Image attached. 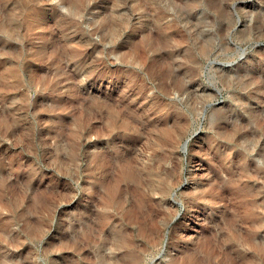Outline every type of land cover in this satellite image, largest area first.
Returning <instances> with one entry per match:
<instances>
[{
    "label": "rangeland",
    "instance_id": "obj_1",
    "mask_svg": "<svg viewBox=\"0 0 264 264\" xmlns=\"http://www.w3.org/2000/svg\"><path fill=\"white\" fill-rule=\"evenodd\" d=\"M69 1L0 0V264H264V0Z\"/></svg>",
    "mask_w": 264,
    "mask_h": 264
},
{
    "label": "bare ground",
    "instance_id": "obj_2",
    "mask_svg": "<svg viewBox=\"0 0 264 264\" xmlns=\"http://www.w3.org/2000/svg\"><path fill=\"white\" fill-rule=\"evenodd\" d=\"M69 1V0H68ZM76 1V0H75ZM81 1V0H80ZM78 2V1H77ZM70 5L73 2V0H70L69 2ZM73 5V4H72ZM70 7H73V6H70ZM78 7V6H77ZM2 11V10H1ZM58 14V13H57ZM114 14V13H113ZM110 16V15H109ZM108 16V17H109ZM112 16V15H111ZM120 22V20L118 21ZM127 22V21H125ZM121 23H124V22H121ZM121 24H119L120 26ZM127 25V24H126ZM110 29H112L111 33H115L117 28H118V25L117 23H113V22H110ZM117 27V28H116ZM125 28V27H124ZM123 28V29H124ZM120 30H121V26H120ZM115 31V32H114ZM119 32V30L117 31ZM119 34V33H117ZM112 35V34H111ZM113 36V35H112ZM78 228V227H77ZM39 231V230H37ZM77 233V235H75L73 233V245L75 246L78 242H77V238H78V235H81L82 238H83V246H81V249H84V246L85 248L89 246L90 249H92L95 254L94 255H91L90 258H86L84 257V261L87 263V264H116V260L110 258V256H106L102 251V249H104L105 247H107L109 245V248L112 247V246H117V245H121V244H124L125 242V239L123 238V236L121 234H118V235H114L115 236V239H111V238H105L102 241H99L97 239V237L94 235L95 232L91 233V228H89L88 226H85V227H81ZM76 231V232H77ZM75 232V230H74ZM79 241V240H78ZM80 247V246H79ZM79 249V250H81ZM100 251V252H99ZM102 252V253H101ZM139 259L136 257L135 254H129L128 255V258H127V264H139ZM73 264H75L74 260H73Z\"/></svg>",
    "mask_w": 264,
    "mask_h": 264
}]
</instances>
